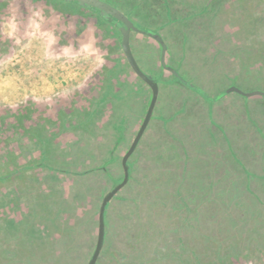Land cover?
Returning <instances> with one entry per match:
<instances>
[{
    "label": "rangeland",
    "instance_id": "rangeland-1",
    "mask_svg": "<svg viewBox=\"0 0 264 264\" xmlns=\"http://www.w3.org/2000/svg\"><path fill=\"white\" fill-rule=\"evenodd\" d=\"M0 1L6 2L0 13V47L8 44L7 49L0 54V105L14 106L32 100L46 104L47 111L51 113L49 105L57 97L76 92V98L79 97L74 110V120L78 124L61 131V135H57L53 142H46L49 148L52 144V151L59 155L57 159L60 161L53 157L46 163L65 172H52L43 167L18 172L15 177L0 180V264H43L35 259L37 255L44 257L43 250L38 247L44 234H41L39 227L36 230L37 221L34 218L42 221L43 216H47L45 206L49 202L57 203V195L70 196L87 184L86 179L92 182L96 176L99 175L100 179L106 174L100 172L101 169L94 170L97 174L91 175L86 172L79 175L78 172L102 165L103 157L108 155L106 150L114 141L113 128L120 125L123 136L120 146L115 149L116 158L110 166L114 168L111 170L115 175L121 174V157L144 117L150 92L127 64L120 47V31L113 23L106 20L105 23H99L98 18L84 8L75 13L56 10L44 0ZM101 1L124 14L136 28L130 32L129 45L139 67L153 75H157L162 68H173L175 71L172 75L178 78L171 75L170 78L165 77L164 81L161 77L156 79L157 98L144 137L158 130L157 124L169 118L170 113L164 109L166 104L169 103L168 110L173 111L175 107L188 104L184 97L188 98L187 95L192 93L194 98L191 101L201 104V115H197V118L201 119L204 128H211L213 133L219 135L215 137L217 147L228 149L236 160L235 164L249 170L251 175L248 184L260 196L261 202L257 204L262 205L263 209L264 192L258 183L264 182V167L256 166L255 159L247 160L243 153L254 147L264 149V136L256 134L259 128L264 132V115L254 112L248 116L243 108L253 106L264 97H245L234 92L248 87L244 81L235 78L242 60L240 53L243 52L226 53L218 50L213 36L215 30H221L222 27L233 28L236 18L230 12H237L238 0H212L210 3L209 0H190L197 3L191 6L188 0ZM201 4L204 5L201 7ZM95 12L104 20L98 11ZM237 20L241 23L243 18ZM146 30L154 33L156 39L143 34ZM238 32H242L241 27ZM233 40L230 35H225L220 46L238 48ZM252 60H256V57ZM244 77H247L246 73ZM231 84L233 86H229ZM144 87L145 91L142 90ZM143 94L145 99L142 98ZM190 110L194 113V106ZM50 126L48 122L41 125V132L47 140L53 134ZM86 128L95 129V133ZM34 141L26 140L23 158L18 161L20 164H27L35 158L38 147ZM211 143L214 145L213 136ZM134 152L127 160L128 171L135 157ZM50 153L47 150L46 159ZM55 153H52L53 156ZM239 154L242 158L236 156ZM11 164L13 167L15 163ZM237 165L236 169H239ZM35 173L42 176V197L37 195L41 183L34 176ZM110 181L111 185L120 182L111 177ZM130 182L126 187L132 184ZM52 188L53 191L48 195ZM96 190L98 194L93 203H100L101 194L107 190V186L95 188L92 197ZM139 194L142 195L141 200L148 197L144 206L147 214L143 217L138 197L135 204L140 213L134 208L132 213L129 212L133 223L135 220L140 222L138 236L132 243L125 245L128 239L124 242L117 237L118 234L107 230L104 233L105 244L95 264H264V226L257 230L264 223L257 222L259 218L256 215L250 226L241 221L240 226L245 228L247 235L240 238L247 242L249 250L245 254L241 253L240 257H234L238 249L232 244L224 245L223 236H226L227 231L223 229L222 218L218 217L214 209H207L206 205L168 212L172 222V228H168L170 239L166 241V235H163L165 228L161 225L153 228L155 235L154 240L151 239L150 219L151 216L154 219L161 216L154 214L162 212V199H154V203H150L152 194L147 188L140 190ZM153 194L158 197L163 195L161 189H155ZM131 197L134 195L131 194ZM33 202L37 207L35 211L29 208L35 205ZM238 207L245 210L241 205ZM209 211L214 212V215L206 218ZM235 227L229 229L231 234L238 233ZM250 237L254 240H250ZM89 244L94 249L91 240ZM75 245L69 255L62 257L64 261L60 264H87L93 249L87 254L85 248L81 246L83 250L80 249V244ZM46 248L51 255L57 250L56 247L45 246V251ZM228 257L231 259L226 261ZM50 258L47 256L46 260Z\"/></svg>",
    "mask_w": 264,
    "mask_h": 264
},
{
    "label": "trees",
    "instance_id": "trees-1",
    "mask_svg": "<svg viewBox=\"0 0 264 264\" xmlns=\"http://www.w3.org/2000/svg\"><path fill=\"white\" fill-rule=\"evenodd\" d=\"M31 2L37 1V0H30ZM48 5H50L52 8L56 10H60L62 12H71L75 13L78 12L79 9H82L84 7L79 6L76 2L71 1H65V0H44ZM189 1V5H193L196 2L195 1ZM212 0H209L208 3H210ZM226 1V0H225ZM6 2L0 1V13L3 11L4 6ZM197 4V3H196ZM231 4V3H228ZM225 4V5H228ZM187 5V4H184ZM204 4H201V7ZM238 9L235 13V10H232L230 13L233 14V16L236 18L235 23L232 25L233 28L230 29H224L222 27V31L225 32L226 35H230V37L234 38L233 44L238 45V48H233L235 52L239 51L243 52L242 54V60L240 62L239 66V72L246 73L249 69V67L255 66L256 68L264 66V0H238ZM87 12L91 15H95V17L98 18L99 23H105L106 21L103 20L97 13L93 12L91 9H87ZM203 14V13H200ZM237 18H243V21L241 23L238 22ZM239 27L242 28V32H238ZM119 32V30H117ZM249 37L250 39L254 40V42L246 44L244 42V38ZM257 39V41H255ZM8 44L5 43V45H2L0 47V54L4 50L7 49ZM240 45V47H239ZM243 50V51H242ZM8 51H6L7 53ZM123 54V53H122ZM253 57H256V60H252ZM127 61V60H126ZM128 64V63H127ZM257 73V72H256ZM244 77V76H243ZM77 92L69 94L68 96L64 97H57L52 103H50L49 109H51V113L47 111L48 106L46 104L38 103L36 101L32 100H26L23 101L17 105L10 106V105H0V180L6 179V178H12L15 177L18 172H24L25 170H32V169H42L48 168V170L52 172H61L64 171V169L58 168L57 166H52L46 163V160L50 161V158H55V160L58 158V154L53 152L52 144H50V148L46 146V142L51 141L57 137V135H61V131H64L65 129L71 128L72 126H76L78 124L77 120H74L76 117V114L74 113L75 110V104L77 99ZM151 97V95H150ZM76 110H78L76 108ZM87 112V118L86 121H88L89 113L87 109L85 110ZM95 112V111H94ZM73 114V115H72ZM44 115V116H42ZM86 116V115H84ZM46 120V121H45ZM62 123H61V122ZM83 122H85V119H82ZM44 122H48L51 124L50 130L53 132V134L46 139L45 134L41 132V125L44 124ZM38 124V126H36ZM68 125V126H66ZM43 129V128H42ZM87 131L95 133V129L86 128ZM27 139H34L36 142V145L38 147V150L36 152L35 158H33L32 162L29 163H23L20 164L18 161L21 160L23 157V151L26 150V140ZM114 142V141H113ZM116 146H118V143L114 142ZM112 143L111 146L114 145ZM125 147L124 152L128 148ZM116 149V148H115ZM114 149V150H115ZM47 150L51 151L50 155L47 157ZM52 153H55L56 155L53 156ZM115 153V151H114ZM59 161V159H57ZM12 162L15 164L13 167L11 166ZM60 162V161H59ZM54 163V162H52ZM55 164H58L55 162ZM9 166V169H8ZM104 168V167H103ZM101 165H95L93 167H90L87 169V171H81L78 172L80 174H86L91 175L92 173L97 174V172L94 170L101 169L100 172H104V176H100V179L98 176H96V180L90 181L86 179V185L79 188L77 191L72 193L70 196H60L57 195L56 202H49L48 205L45 206V212L47 216L42 221H38L39 218H34L35 221H37L36 230L39 227V231L44 234L43 239H40V244L38 247H40L41 250L44 252V257L40 258L38 255L35 257L36 260H39L40 262H43V264H60L64 261L62 257H65L69 255L74 247L75 244H80V249L82 248L86 249L87 254L92 251L90 246V240L93 243V247L95 246L96 237H97V218H98V211H99V205L100 203H93L95 199L96 192H94V197H92L93 190L97 187H103L107 186V190L101 194V199L104 196V194L109 191L115 184L111 185L110 177L112 179H117L118 181L122 179L123 171L121 169V174L115 175L114 168L109 167L107 169H103ZM76 172V171H74ZM103 175V174H101ZM37 180L40 181L41 185L38 187L39 191L37 195H40L41 197L44 196V191L41 190L43 185L41 182L42 176L38 173H35L34 175ZM39 176V178H37ZM45 177V176H44ZM47 180V179H46ZM4 182V181H3ZM240 182V181H238ZM229 182H223V187L229 191L233 188L231 186L232 182L228 185ZM45 184V181H44ZM128 185L125 184L126 187ZM45 186V185H44ZM120 188L115 195L108 201L105 211H104V221H105V232L108 230V232L112 231L114 234H118L117 237L126 238L128 241L126 242V239H122V241L126 242L125 245L128 243H132L133 240L136 239V236H138L137 232H140L141 229L140 226L134 225L135 228L125 229L124 225L119 226L118 224H114L113 229H109V208L114 205L115 200L119 197L121 190L124 188ZM46 187V186H45ZM145 187V186H143ZM44 188V187H43ZM130 185L125 189H129ZM245 189L247 191H251L250 187L248 185V182H245ZM53 191V188L51 191H49V194ZM58 194V193H57ZM36 195V194H35ZM34 195V196H35ZM116 197V199H115ZM100 199V201H101ZM128 203L131 201V199H125ZM148 200V199H146ZM150 200V199H149ZM33 201H35L33 199ZM86 201V203H85ZM151 203V202H150ZM33 204H35L33 202ZM237 207L239 206L238 203L234 202ZM32 205V204H31ZM137 207V205H136ZM31 210L36 207V204L29 207ZM55 211V212H54ZM157 214V212H155ZM241 214H236L232 218L230 213H226L224 215L222 221H223V229L227 231L226 236H223V242L224 245L226 244H232L235 246V248L238 249V253L234 254V257H240L241 253L245 254L248 252V244L247 242H244L241 240V238L246 237L247 234L245 228L240 226L241 221L247 222L250 226V222L252 219H256L255 215L259 218L260 223H264V214H259L260 212L251 213V211L248 210H241ZM57 214V216H55ZM45 215V213H44ZM118 215V214H117ZM116 215V216H117ZM55 216V218H54ZM115 215L112 214L111 217L113 218ZM38 217V216H37ZM150 217V216H148ZM115 219V217H114ZM113 219V220H114ZM116 222H118L116 220ZM36 224V223H35ZM41 224V225H40ZM237 225V227H235ZM235 227L236 231L238 233L231 234L230 228ZM264 225H259L257 227V230H260ZM41 227V230H40ZM121 229H119V228ZM135 229V231L133 230ZM128 230H132V232H128ZM95 232V235H94ZM250 230L248 231V233ZM125 233V234H124ZM127 234V235H126ZM131 234H134V238L131 237ZM141 235H144V233H140ZM231 234V236H230ZM33 236V238H35ZM131 237V238H129ZM241 237V238H240ZM41 238V237H39ZM240 238V240H239ZM262 239V238H261ZM89 240V241H88ZM130 240V241H129ZM250 240H254L250 237ZM88 241L87 244L84 245V242ZM44 244L45 246L50 247H56V251L52 254L47 249V251L44 250V247L42 246ZM105 242L103 241L104 246ZM129 245V244H128ZM82 246V248H81ZM261 247L259 248V250ZM102 250V248H101ZM48 254H47V253ZM101 252V251H100ZM227 254V253H226ZM47 256H50V259H47ZM90 256V254H89ZM34 257V255H32ZM99 257V256H98ZM58 258V259H54ZM107 258V257H106ZM99 258H97L96 262ZM227 259H231L230 257L226 258V261H229ZM225 261V260H224ZM225 263V262H224Z\"/></svg>",
    "mask_w": 264,
    "mask_h": 264
},
{
    "label": "crops",
    "instance_id": "crops-1",
    "mask_svg": "<svg viewBox=\"0 0 264 264\" xmlns=\"http://www.w3.org/2000/svg\"><path fill=\"white\" fill-rule=\"evenodd\" d=\"M223 33L224 35L222 36ZM146 35L153 39L155 38L151 34ZM225 35L222 29L215 30L213 36L216 38V48L220 51L231 53L234 51L233 48L227 45L225 47L220 46V42L224 39ZM246 39V44L254 42V40L249 37L244 38V42ZM208 43L211 42L208 41ZM166 69L167 68H162L157 75H151L156 79L161 77L164 81L165 77L170 78L173 71H175L173 68ZM239 69L238 73L235 74V78L241 82L244 81L248 87L245 90L242 89L245 92L239 91L238 89L234 90V92L245 97H264V94H260L264 92V66L259 68L255 66L249 67L246 72L247 77H243L245 73L242 75ZM174 78L176 79L177 77L174 76ZM229 86L233 85L231 84ZM146 88H148V86ZM142 90L145 91V87ZM146 92L148 93V91ZM187 96L188 98L185 96L184 99L188 104L175 107L173 111L168 110L170 109L168 108L169 103L166 104L167 108L165 105L164 109H167L168 113H170L169 118L159 122L160 124H157L159 125L158 130L154 133H147L144 137L145 132H143L144 134L140 137L141 139L133 150V152L136 151L134 152L135 157L131 160L129 165L130 170L127 182L131 180L130 183L132 184H130V188L125 189V191L124 186L120 195H118L119 197L115 200L114 205L109 208V229H113L114 224H118L119 226L124 225L125 229L135 228L134 225L138 227L140 223L139 220H135L133 223L129 212L132 213V211L136 209V211L138 210L140 213V210L136 207L137 204H135L136 198L138 197L137 200H140L139 206L141 207L143 217L144 214H147L144 206L147 204L146 199H148V197L141 200L142 193L139 194L140 190L142 191L144 188L150 189L152 195H150L149 199L151 203H154V199H162V212H157L158 215L161 216L155 217V219L151 216L150 219V229L153 234L150 236L151 239H153L155 235V230L153 228L156 225H161L162 228H165V230H163V235H166L165 239L168 242L170 239L168 228H170L172 223L169 213H172L174 210L179 211L189 207L199 208L206 205L207 209H214L220 219L223 217V219L226 220L224 218L226 213H230L232 218L238 213L241 214L240 212L242 209L234 204V202H236L238 205L244 207L245 210L251 211V213L260 212L259 214H264L262 205L257 204L261 202L260 196L256 194L255 190L251 189L250 186L251 191L245 189V182H249L251 173L248 169L241 168L235 164L236 160L228 149H222L219 145V148L217 147L218 142H215V137L217 138L219 135L213 133L211 128H204L201 119L197 118V115L199 117L201 115L200 102L191 101V99L194 98L192 93ZM142 98L145 99V94H143ZM191 104L194 106V113L190 110L192 108ZM189 106H191V108ZM243 109L248 113V116L253 115L254 112L258 113V115H264V98L256 102L253 106H248ZM256 134L260 137L261 135L264 136V132H262L260 128ZM212 136L214 145L211 143ZM143 137L144 140L142 141ZM251 139L252 137L248 140ZM255 142L256 141H251V143ZM131 155L129 157H131ZM243 155L247 160L255 159L256 166L264 167V149L258 150L254 147L244 152ZM236 156H240V154ZM240 157L242 158V156ZM235 165H237L239 169H236ZM230 168H232V170ZM127 182L125 184H127ZM223 182H229L228 185L232 182L231 186L233 188L229 193L225 187H223ZM136 183L138 185H136ZM258 185L261 187L262 192H264V182L258 183ZM257 187L258 186H254V188ZM155 189H161L163 195L160 197L155 196L153 194ZM95 192L96 198L98 192L97 190ZM131 194H133L134 197H131V201L127 203L125 199H130L129 196ZM129 203L131 206L128 205ZM112 214L115 215V219L111 217ZM206 214V218H208V216H213L214 212L209 211ZM154 215H156V213ZM116 220L118 222H116ZM141 223H143L142 220ZM149 224L150 222L148 225ZM121 228L123 229L122 226ZM139 228L141 229V227ZM133 230L135 231V229ZM134 237L133 235V238ZM126 238L120 237V239Z\"/></svg>",
    "mask_w": 264,
    "mask_h": 264
},
{
    "label": "water",
    "instance_id": "water-1",
    "mask_svg": "<svg viewBox=\"0 0 264 264\" xmlns=\"http://www.w3.org/2000/svg\"><path fill=\"white\" fill-rule=\"evenodd\" d=\"M65 1H72L76 2L79 6L90 8L92 11H98L99 14L104 18V20L113 23L116 27H118L121 40H120V47L122 50L123 55L125 56L129 66L131 67L132 71L138 76L141 80H143L151 90V97L144 114V117L132 138L129 147L123 153L121 157V165L123 168V177L120 182L114 185L109 191H107L101 199L98 211V218H97V237L94 249L92 254L87 262V264H95L96 260L99 256L101 251L103 241H104V211L108 201L115 195V193L125 185L129 177L128 165L127 160L133 150L135 149L140 137L142 136L149 119L152 114V110L154 108L157 92H158V85L156 78L144 72L138 65L136 59L134 58L132 51L129 45V36L131 30H136L134 25L131 21L122 13H120L116 8L112 7L108 3L101 1V0H65ZM140 31V30H137ZM147 31V30H146ZM144 31V34H151L155 37V34L150 31ZM142 32V31H140ZM156 38V37H155ZM223 94V93H222Z\"/></svg>",
    "mask_w": 264,
    "mask_h": 264
},
{
    "label": "flooded vegetation",
    "instance_id": "flooded-vegetation-1",
    "mask_svg": "<svg viewBox=\"0 0 264 264\" xmlns=\"http://www.w3.org/2000/svg\"><path fill=\"white\" fill-rule=\"evenodd\" d=\"M84 8H87V7H84ZM87 9H90V8H87ZM93 12H95V11H93ZM96 13V12H95ZM144 34V33H143ZM129 65V64H128ZM150 74V73H149ZM139 78V77H138ZM140 79V78H139ZM143 81V80H142ZM142 83H144V85L145 86H148L144 81L142 82ZM148 89H149V92L151 93V90H150V88L148 87ZM122 125H120V126H117V128L116 127H114L113 128V130H114V142H116V143H118V146H120L119 145V143H120V141H121V137L123 136V132H122ZM119 133H118V132ZM137 131V130H136ZM136 133V132H135ZM120 134H121V136H120ZM113 142V143H114ZM117 145V144H116ZM115 145V143H114V145L113 146H109L108 148H107V150H106V153H108V155L106 154L104 157H103V159H102V165H101V167L103 168H105V169H107V168H109V167H112V166H110L111 165V163L114 161V159L116 158V154L114 153V149L117 147ZM103 168V169H104ZM113 168V167H112ZM123 177V176H122ZM119 181H121V180H119Z\"/></svg>",
    "mask_w": 264,
    "mask_h": 264
}]
</instances>
